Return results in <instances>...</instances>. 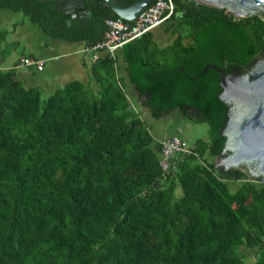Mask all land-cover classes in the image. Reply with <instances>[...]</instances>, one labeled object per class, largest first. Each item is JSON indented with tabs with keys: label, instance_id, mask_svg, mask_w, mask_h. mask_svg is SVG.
<instances>
[{
	"label": "trees",
	"instance_id": "obj_1",
	"mask_svg": "<svg viewBox=\"0 0 264 264\" xmlns=\"http://www.w3.org/2000/svg\"><path fill=\"white\" fill-rule=\"evenodd\" d=\"M173 2L164 26L177 33L171 43L158 46L149 31L120 48L125 79L150 117L180 110L208 126L159 187V148L130 107L117 57L92 63L95 89L75 79L43 100L14 70H0V264H243L242 248L254 246V264H264V183L212 168L227 107L213 69L194 77L206 63L242 72L264 52V20ZM0 6L22 10L50 38L85 44L117 17L102 0H85L89 20L69 26L49 2ZM229 181L240 182L232 191Z\"/></svg>",
	"mask_w": 264,
	"mask_h": 264
},
{
	"label": "water",
	"instance_id": "obj_2",
	"mask_svg": "<svg viewBox=\"0 0 264 264\" xmlns=\"http://www.w3.org/2000/svg\"><path fill=\"white\" fill-rule=\"evenodd\" d=\"M57 0H54L56 2ZM66 8L57 6L69 14L67 25L77 15H85V22L92 13L86 10L84 0H63ZM117 16L131 21L152 0H133L125 5L117 0H102ZM223 7L237 17L261 14L264 20V0H196ZM86 24V23H85ZM213 69L219 77L220 91L217 98L227 109L224 124L218 128V136L224 137L221 151L212 158V168L223 175L231 170H241L250 179H264V54L245 72L235 68L225 72L213 64H205L201 71ZM192 78H190L191 80ZM147 98L148 95L145 94ZM197 112V108L190 107Z\"/></svg>",
	"mask_w": 264,
	"mask_h": 264
},
{
	"label": "rangeland",
	"instance_id": "obj_3",
	"mask_svg": "<svg viewBox=\"0 0 264 264\" xmlns=\"http://www.w3.org/2000/svg\"><path fill=\"white\" fill-rule=\"evenodd\" d=\"M19 20H22V25L17 27L12 35H8V33L6 34V32L11 30L13 23H17ZM33 23L35 22L31 21L29 15L20 9H0V31L5 32L6 34L3 35V38L0 37V66L10 65L13 63V61L17 60L23 55L28 57L39 54L38 48L41 39L50 40V37L42 34L40 29ZM166 23L167 21L161 23L160 26L151 30L154 41L160 47L171 43L174 37L177 35V33L172 32V30H164ZM188 41H190L189 38H183L184 43H187ZM29 70L30 68L20 67L18 69V73H28ZM118 72L121 74L123 85L127 87V84L129 85V83H127L123 77L124 74L122 68L119 67ZM28 74L29 78L35 82V84L30 85L29 88H35L38 90L40 99H45L46 96L50 94V91L49 88H45V86L40 84L41 80H44L47 82V86L51 85V83H49L50 81H46L48 78H51L49 77V68L42 73L29 72ZM16 77L25 87L26 85L23 83L20 75L16 73ZM134 95L135 96L130 95V99L138 108L140 116L146 121V124L148 125L154 140H161L168 137L169 134L174 132L176 127L182 130V136L185 138L187 144L191 147L195 146L200 139L208 138V126L206 122H194L193 120L183 116L180 110H174L167 114H161L158 119H153L149 115V110H147V108L141 104L142 97L136 96L135 93ZM234 184H236V181H234ZM228 187L230 190H232L231 184L228 183Z\"/></svg>",
	"mask_w": 264,
	"mask_h": 264
},
{
	"label": "built area",
	"instance_id": "obj_4",
	"mask_svg": "<svg viewBox=\"0 0 264 264\" xmlns=\"http://www.w3.org/2000/svg\"><path fill=\"white\" fill-rule=\"evenodd\" d=\"M174 13L173 0H152L143 8L131 21H127L119 16L104 19L105 30L100 39L91 44H83L80 51L91 62L97 61L101 56L106 55L111 59H116V51L124 44L139 37L144 32L147 33L158 27ZM42 59L20 56L14 67L19 65L33 66L36 70H41ZM129 99V98H128ZM130 107L137 112L130 101ZM158 166L161 171L159 178L154 182L155 187H159L162 181L170 174H173L177 162L184 155L194 154L193 147L189 146L182 136V130L178 127L168 137L163 138L158 143ZM203 163V161H201ZM247 180L257 183H264V179Z\"/></svg>",
	"mask_w": 264,
	"mask_h": 264
},
{
	"label": "crops",
	"instance_id": "obj_5",
	"mask_svg": "<svg viewBox=\"0 0 264 264\" xmlns=\"http://www.w3.org/2000/svg\"><path fill=\"white\" fill-rule=\"evenodd\" d=\"M21 23H23L22 20H19L17 23L14 22L11 30H9V32H6V34L8 33V35H12V33L15 32V29L22 25ZM42 34L44 33L42 32ZM83 44L85 43L82 40L66 42L64 40L55 39V38H50V40L41 39L39 43V48H38L39 54H36L37 56L36 55L28 56L34 59L44 60L41 70H36L33 66H26V65H19L17 67H14V64L16 63L17 60L13 61V63L10 65L0 66V70L2 71L9 70V69L14 70L15 74L17 73L18 75H20L21 79L23 80V83H25L26 85L25 87L29 88V86L34 85L35 82L29 78L28 73L29 72L42 73L46 69L48 70L49 68V75H50L49 77L51 78H48L46 81H50L49 83H51V85L47 86V82H45L44 80H41L40 85L45 86V88L46 87L49 88L50 94L53 93L55 90L61 88L66 83L73 81L75 79L83 82L84 84L89 83L90 86L93 89H95L94 82L89 80L90 79V68H91L92 63L85 57V54L80 51ZM120 52H121L120 49L116 51L117 64L120 68H122V71L124 74L123 77L125 78V73L123 70L124 64H123V61L121 60ZM20 67L30 68V70L28 73H23V72L18 73V69ZM118 75L121 77L120 72H118ZM124 88L126 90V93L128 94L129 100L131 101L130 95L135 96L134 93L136 94V92L134 91L131 84L129 85L127 84V87L124 85ZM131 103L134 105L135 109L138 110V108L132 101ZM159 141L160 140H155L156 146H158ZM239 182L240 181H236V184H234V181L228 182L232 186V191L238 187ZM175 195L176 196L180 195V190L178 188L175 190ZM263 240H264V236H263ZM258 255L259 254H258L257 246L242 248L243 264H254L257 260Z\"/></svg>",
	"mask_w": 264,
	"mask_h": 264
},
{
	"label": "flooded vegetation",
	"instance_id": "obj_6",
	"mask_svg": "<svg viewBox=\"0 0 264 264\" xmlns=\"http://www.w3.org/2000/svg\"><path fill=\"white\" fill-rule=\"evenodd\" d=\"M2 1L4 2V1H9V0H0V2H2ZM14 1L25 2L26 0H14ZM39 2H49V3H51V4H52L57 10H59L60 12H62V10H60L57 6H60L61 8H66V7H67L66 4H65V2H64L63 0H57L56 2H54V0H39ZM84 5H85V0H84ZM85 7H86V6H85ZM4 8H8V7L0 6V9H4ZM86 10H88L87 7H86ZM62 13H64V12H62ZM64 14L67 15V16H66V24H68V23H67V19L69 18V14H67V13H64ZM86 17H87V13H86L85 15H77V16H74V17L70 20V22L73 21L74 19H80L82 22H85ZM70 22H69V25H70ZM84 24H85V23H84ZM69 25H67V26H69ZM263 54H264V52L258 54V55L254 58V60L251 62V64H250L249 66H247L246 68H244V70H243L242 72H245V70H247L249 67H251V65L253 64V62H255V61H256L259 57H261V55H263ZM195 113H197V112L193 111V115H195Z\"/></svg>",
	"mask_w": 264,
	"mask_h": 264
}]
</instances>
